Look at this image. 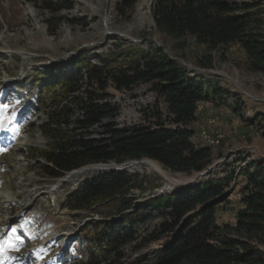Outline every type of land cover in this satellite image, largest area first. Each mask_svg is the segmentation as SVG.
Wrapping results in <instances>:
<instances>
[{
    "label": "trees",
    "instance_id": "trees-1",
    "mask_svg": "<svg viewBox=\"0 0 264 264\" xmlns=\"http://www.w3.org/2000/svg\"><path fill=\"white\" fill-rule=\"evenodd\" d=\"M37 1L51 15L70 8L56 0ZM135 1L118 0V6L124 12ZM246 1L152 0L151 15L155 28L173 39L189 35L211 51L238 45L245 53L248 70L264 75L262 12L253 11L256 4ZM206 63L203 66L208 67L211 61ZM51 72L53 76L42 88H58L59 93L42 129L47 149L34 151L49 179H61L88 166L144 160L185 174L201 173L211 164V151L193 143L190 125L198 105L210 98L217 100L222 90L212 81L202 84L199 77L189 78L160 48L117 54L101 66L82 55L70 64L68 74L59 68ZM109 84L118 91L151 85L167 116L157 112L154 124L118 128L116 108L89 89L96 85L104 96ZM73 108L77 116L72 114ZM236 175L243 179L241 207L233 224L218 225L217 210L228 201L226 189ZM143 184L136 175L109 170L85 181L67 197L71 211L100 218L88 223L79 237L81 264H121L130 244L144 248L165 237L171 239L154 259L142 257L130 264H264V161L250 162L238 173L230 171L221 178L199 180L185 190L137 207L132 192L143 190ZM152 218L159 223L138 236Z\"/></svg>",
    "mask_w": 264,
    "mask_h": 264
},
{
    "label": "rangeland",
    "instance_id": "rangeland-1",
    "mask_svg": "<svg viewBox=\"0 0 264 264\" xmlns=\"http://www.w3.org/2000/svg\"><path fill=\"white\" fill-rule=\"evenodd\" d=\"M56 1L70 8L51 15L39 7L37 0H0V126L8 125L7 133L0 130L5 134L0 140V223L21 216L9 233L13 264H81L76 253L79 237L84 235L87 222L100 221L99 216L89 212L71 211L66 199L85 181L111 170L113 164L58 183L60 188L50 191L57 180L44 175L41 157L34 153L47 149L42 129L54 96L59 93L58 88L51 91L42 84L53 76V68L63 69L66 74L70 64L82 55L101 66L117 54L160 48L188 72L189 78L199 77L202 84L212 81L222 90L217 100L210 98L198 105L190 125L193 143L212 154L205 171L172 173L152 161L157 171L130 168L127 163L123 169L122 165V171L144 180L143 190L132 192L137 207L147 205L152 198L185 190L199 180L221 178L230 171L238 173L250 162L264 161V75L248 70L245 53L238 45L211 51L189 35L173 39L159 32L151 15L152 0H136L124 12L118 0ZM247 1L256 4L253 11L262 12L264 21V0ZM207 59L211 61L208 67L203 66ZM89 89L116 108L114 122L118 128L154 124L157 112L167 116L163 101L149 84L131 91H118L109 84L104 96H100L96 85ZM67 104L73 105L71 101ZM72 114L79 113L73 108ZM242 184L243 179L236 175L227 187L228 201L217 210L218 225L234 223L241 207ZM11 197L18 201L14 206L7 203ZM158 223L152 218L138 236ZM170 239L162 238L144 248L130 244L121 264L142 257L154 259ZM31 247L38 250L31 254ZM67 247L64 256L62 251Z\"/></svg>",
    "mask_w": 264,
    "mask_h": 264
},
{
    "label": "bare ground",
    "instance_id": "bare-ground-1",
    "mask_svg": "<svg viewBox=\"0 0 264 264\" xmlns=\"http://www.w3.org/2000/svg\"><path fill=\"white\" fill-rule=\"evenodd\" d=\"M127 164H129V165H127V167H150V168H153L154 170H156L155 169V167H154V164L152 163V162H150V161H137V162H129V163H127ZM99 166V167H98ZM105 166V167H104ZM115 166V165H114ZM125 166H126V164H124L123 165V169H125ZM106 167H108V165H97V167L94 165V166H89V167H85V168H82V169H80V170H77V171H73L71 174H69L68 176H66V179L64 180L63 178V180H60V181H57L58 183H60V184H63V183H66L67 181H69V179L70 178H73V177H76V176H78V175H82V174H84V173H87V172H99V171H102V170H105V169H108V168H106ZM86 168H88V169H86ZM149 168V169H150ZM115 169L117 170V171H121V170H123L122 169V165H120L119 167L118 166H115ZM82 170V171H81ZM80 171V172H79ZM157 171V170H156ZM76 172V173H75ZM71 176V177H70ZM57 183V185H60V184H58ZM61 186V185H60ZM164 189H166V188H164ZM163 189V190H164Z\"/></svg>",
    "mask_w": 264,
    "mask_h": 264
},
{
    "label": "water",
    "instance_id": "water-1",
    "mask_svg": "<svg viewBox=\"0 0 264 264\" xmlns=\"http://www.w3.org/2000/svg\"><path fill=\"white\" fill-rule=\"evenodd\" d=\"M111 169H112V170H114V168H111ZM204 173H205V172H204ZM204 173H203V174H204ZM199 176H202V174H201V175H199Z\"/></svg>",
    "mask_w": 264,
    "mask_h": 264
}]
</instances>
